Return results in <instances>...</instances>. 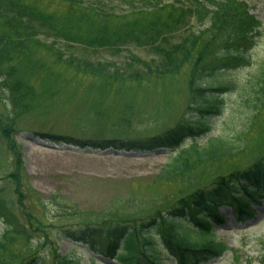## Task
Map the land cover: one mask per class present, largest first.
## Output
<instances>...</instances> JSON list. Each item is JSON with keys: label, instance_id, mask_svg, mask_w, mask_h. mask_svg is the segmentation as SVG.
<instances>
[{"label": "rangeland", "instance_id": "374dc122", "mask_svg": "<svg viewBox=\"0 0 264 264\" xmlns=\"http://www.w3.org/2000/svg\"><path fill=\"white\" fill-rule=\"evenodd\" d=\"M130 1L19 0L39 26H46L45 33L32 35L24 52L15 51L0 60V195L27 226L33 214L55 226L74 216L96 217L114 208L137 215L151 208L162 209L220 175L246 169L264 152V106L257 112L248 100L252 93L249 77L264 61V0H232L233 7L242 2L263 22L262 35L250 50L251 64L225 74V82L235 89L218 96L222 112L212 116L207 127L210 132L197 138L203 148L218 139L234 141L241 135L244 147L239 152L203 159L167 178L161 173L172 152L191 145L194 137L184 136L175 149L159 146L149 150L100 148L96 143L79 145L49 137L75 136L104 143L123 139L127 144L129 139L156 137L180 124L188 125L186 116L193 111L191 73L215 60L216 47L205 44L211 40L210 33L199 44L195 57L178 72L146 80H123L107 71L76 67L66 59L67 52L77 57L88 54L90 60L113 64L108 65L113 71L123 69L121 63L127 54L149 58L147 48L135 44L125 47L123 41L129 33L142 32L156 21V13H129ZM133 1L137 7L148 8L147 0ZM161 1L172 4L175 0ZM122 9L131 19L112 13L109 20L103 17L106 12ZM169 12L172 10H164L161 15L168 18ZM208 24V19L203 25L197 21L194 27L197 30ZM3 33L8 34V29L0 22V35ZM117 43L123 45L122 52H116ZM38 199H44L50 211L42 212ZM260 202L253 207V218L242 221L235 219L229 206L219 207L224 221L212 228L215 239L224 241L229 251L201 264H264V199ZM57 203L68 205L58 216ZM17 240L9 264L23 261L19 252L22 241ZM56 242L60 253L71 243L68 239ZM42 243L35 245L40 255L49 248L48 242ZM74 245V254L84 264H119L114 258L91 253L80 242ZM90 255L95 261H90Z\"/></svg>", "mask_w": 264, "mask_h": 264}, {"label": "trees", "instance_id": "16d2710c", "mask_svg": "<svg viewBox=\"0 0 264 264\" xmlns=\"http://www.w3.org/2000/svg\"><path fill=\"white\" fill-rule=\"evenodd\" d=\"M144 2L148 8L137 7L133 0L128 2L131 5L129 13L154 12L156 21L147 25L142 32L129 33L123 42L125 47L135 44L147 48L149 58H143L136 53L127 54L121 63L123 69L114 68L113 71L108 66L113 64L104 60H90L88 54L77 57L67 52L69 56L66 59L76 67L107 71L123 80H146L153 76L160 77L178 72L195 57L199 44L204 40L206 33H210L211 40H207L205 44L216 47L213 53L215 60L210 66L196 68L191 73L193 104L190 110L193 111L189 114L190 117L186 116L188 125L180 124L156 137L140 140L137 138V141L129 139L127 144L123 139L105 144L75 136L49 137L57 142L65 141L79 145L96 143L100 148L112 146L142 150L159 146H173L175 149L184 136L194 137L190 146L177 147L175 152H172L174 155L161 173L169 178L192 167L198 161L232 155L244 147L240 143L241 135H236L234 141L218 139L203 148L199 147L197 138L208 134L210 128L207 127L212 121V116L222 112L218 96L235 89L233 85L225 82V74L251 64L250 50L262 35L260 30L263 23L253 13H249L242 2L233 7L232 0H191L185 3L183 0H175L172 4H164L161 0ZM213 4L215 7L211 6ZM168 9L172 12L165 18L161 14ZM126 12L127 10L123 9L119 12H106L103 17L109 20L112 13L130 18ZM194 19L196 22L192 23ZM207 19L209 24L206 28L195 29L197 21L199 25H203ZM0 22L8 29V34L0 35V60H6L15 51L24 52L32 35L46 31V26H39L34 21L32 12L19 0H0ZM118 44L120 46L116 52H122L124 47L121 43L116 46ZM196 64L195 61L193 67ZM5 80L6 78L2 77L1 81ZM249 80L252 93H249L248 100L259 112L264 106V61ZM263 196L264 152L246 169L220 175L204 188L178 196L167 207L144 210L141 215L114 208L96 217L74 216L64 225L53 226L45 224L38 215L33 214L28 217L27 226L0 195V220L3 225L0 229V264H9V257L18 238L22 241L19 252L23 256V261L18 264H84L80 256L74 254L73 249L76 246L73 242L88 246L91 253L114 258L119 264H201L221 257L229 250L224 241L215 239L212 228L213 225L223 222L219 207L229 206L233 216L246 219L251 216L253 204H258ZM37 202L41 204L42 212L50 211L44 199H38ZM57 204L55 215L58 216L59 211L65 210L68 205ZM77 218L82 219L77 221ZM50 227L54 229L48 230ZM56 239L71 241L63 253L59 252L60 246L57 245ZM42 240L49 243V248L45 254L40 255L35 245L42 246ZM89 258L91 262L95 261L93 256L90 255ZM11 259L13 260V257Z\"/></svg>", "mask_w": 264, "mask_h": 264}]
</instances>
